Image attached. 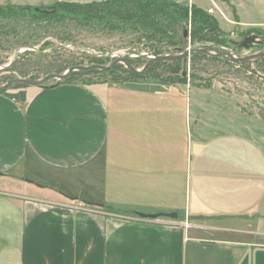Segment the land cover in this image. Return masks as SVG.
<instances>
[{
    "label": "crops",
    "instance_id": "crops-1",
    "mask_svg": "<svg viewBox=\"0 0 264 264\" xmlns=\"http://www.w3.org/2000/svg\"><path fill=\"white\" fill-rule=\"evenodd\" d=\"M231 86L0 93V264H264V161Z\"/></svg>",
    "mask_w": 264,
    "mask_h": 264
},
{
    "label": "rangeland",
    "instance_id": "rangeland-1",
    "mask_svg": "<svg viewBox=\"0 0 264 264\" xmlns=\"http://www.w3.org/2000/svg\"><path fill=\"white\" fill-rule=\"evenodd\" d=\"M112 1L0 0V11L24 8L63 10L64 7L73 8L76 13L83 11L81 7H86L88 13L90 10L89 22L72 13L69 19L62 18L60 21L56 18L50 21L37 19L28 14L0 15V86L15 79L39 80L50 74L63 75L72 67L108 66L119 58L128 61L135 69L142 70L157 56L182 54L190 49H215L231 53L237 58L264 52V0H160L174 6L167 11L166 16L159 17V22L166 26L171 24V28H161L160 32L155 33L135 18L124 20L123 17L109 13L112 9L128 10L131 7L130 0ZM103 6L107 10L101 9ZM179 7L188 8V19L183 20L173 12ZM92 9L99 14V18L93 17ZM194 9L201 10L214 20L213 28L207 29L210 32L216 30V34L209 32L206 37L201 35L206 28L198 29L201 27L193 25ZM210 10L213 12L210 13ZM184 24L188 27L186 40L182 36ZM195 35H198L197 38ZM251 35H257L260 40L253 49H240L234 44ZM216 57L208 54L204 57L191 55L188 57L186 77L183 76V60H178L175 63H156L157 68L144 81L131 75L134 73L123 63L117 64V71L111 74L102 73V70L92 74L76 71L72 80L78 84L91 85L111 82L112 77L120 76L116 80L131 84L157 82L169 77L176 81L187 80L199 84L221 83L229 90L231 82L238 84L240 111L254 116L253 119L239 118L240 136L249 135L250 143H253L256 151L262 153L264 161V59L234 63ZM59 82L62 81L51 80L46 85ZM28 88L30 86L15 85L6 91L19 93L23 97ZM64 187L71 192L82 186L76 184Z\"/></svg>",
    "mask_w": 264,
    "mask_h": 264
},
{
    "label": "trees",
    "instance_id": "trees-1",
    "mask_svg": "<svg viewBox=\"0 0 264 264\" xmlns=\"http://www.w3.org/2000/svg\"><path fill=\"white\" fill-rule=\"evenodd\" d=\"M118 0H114L112 2H115ZM120 1H125V0H120ZM131 1V7H129L128 10L126 11H122V10H109V13L113 14V15H118L119 17H123L124 20H131V19H137L138 23H141L142 25L146 26L147 28L152 29V32H157V31H161V28H171V24L169 26L164 25L163 23L159 22V17H162L163 15L166 16L168 13L167 11L171 8H173L174 6L172 4H170L169 2H159L160 0H130ZM83 8V11H79L76 13V10L73 8H68V7H64L63 10H57L58 8H53L50 10L47 9H40V8H35L34 10H30L29 8H24V9H15L13 11H0V15H30L33 16L37 19H44V20H49L56 18L58 21H60L62 18H70V13L78 15L81 17L82 20L89 22L90 21V10L89 13L86 10V7H81V9ZM104 11L107 10L106 6H103ZM100 9V11H101ZM74 10V11H73ZM173 12L177 13V15H179L183 20L188 19V15H189V10L188 8L185 7H179V8H175L173 10ZM91 13L93 15L94 18H99V14L96 13V11L94 9L91 10ZM192 14H193V25L195 27L199 26L201 28L198 29H203L204 32L201 33V35H203L204 37L208 36L210 30L207 29L208 27H212V23H214V20L212 18H210V16H207L206 14H204L201 10L198 9H194L192 10ZM24 15V16H25ZM168 18V17H167ZM172 22H174V20H172ZM171 22V23H172ZM203 27V28H202ZM183 29V39L186 40L187 38L185 37V32L188 31V27L186 24H184L182 26ZM216 30H211L210 33H215L216 34ZM198 35H195L194 37L197 38ZM218 36V35H217ZM210 37V36H209ZM203 38V37H201ZM230 42H232L231 40H229ZM219 42V41H218ZM157 54H162L160 52H157ZM194 57H204L207 56V54H203V53H195L193 54ZM215 59H221V57H216ZM178 62V61H175ZM172 62V63H175ZM166 65V64H164ZM119 66H115L113 69L109 70V71H102V73H113L116 72ZM157 68V65L150 67L147 72H145L144 74L141 75H135V74H131L135 77H137L138 79L144 81L145 79L148 80V78L150 77V75L153 73V71H155V69ZM99 72V70H89V71H83V74H92V73H97ZM127 72V71H126ZM75 73V72H74ZM74 73L65 81L59 82V84L61 83H75L72 80V76L74 75ZM130 74V73H128ZM116 79H120V76H116V77H112V81L114 83H124L121 80H116ZM139 81V80H138ZM156 81V80H154ZM147 82V81H146ZM149 82V81H148ZM157 82H162V83H177V82H187V80H180V81H176V80H172L169 77H166L164 80H160ZM103 83H106V81H104ZM133 83H137V82H133ZM139 83V82H138ZM87 85H90V83H87ZM92 85V84H91ZM0 93H9V91H3ZM15 97L18 98H24L25 95H23V97L21 96V94L16 93V94H11Z\"/></svg>",
    "mask_w": 264,
    "mask_h": 264
},
{
    "label": "water",
    "instance_id": "water-1",
    "mask_svg": "<svg viewBox=\"0 0 264 264\" xmlns=\"http://www.w3.org/2000/svg\"><path fill=\"white\" fill-rule=\"evenodd\" d=\"M185 37H188V31L185 32ZM260 42L259 38L257 35H251L246 37L244 40L239 42L238 44L234 42V44L238 45L240 49H245V50H250L253 49L258 45ZM195 53H203V54H208V55H213V56H218L224 59H227L231 62L234 63H248V62H256L259 60L264 59V52L249 55V56H244L237 58L231 53H227L224 51H216L215 49H197L193 50L190 49L187 52H184L182 54H177V55H167V56H157L151 61H149L146 66L142 70H137L135 69L128 61H126L123 58L115 59L110 65L108 66H102V65H93L90 67H84V66H78V67H72L70 68L65 74L59 75V74H50L45 76L42 79L39 80H31V79H15L11 82L6 83L3 86H0V92H3L15 85H26V86H35V87H45L46 83H48L51 80H59V81H65L67 80L74 72L76 71H89V70H102V71H109L113 69L117 64L123 63L127 69L136 74V75H141L147 72V70L154 66L156 63L160 62H175L178 60H183V76H187V64H188V57ZM85 203V202H84ZM140 218L143 219H151V220H156L162 217L165 218H178V214L176 213H160V214H155V215H147L144 213H136Z\"/></svg>",
    "mask_w": 264,
    "mask_h": 264
},
{
    "label": "built area",
    "instance_id": "built-area-1",
    "mask_svg": "<svg viewBox=\"0 0 264 264\" xmlns=\"http://www.w3.org/2000/svg\"><path fill=\"white\" fill-rule=\"evenodd\" d=\"M213 11L212 10H210V13H212Z\"/></svg>",
    "mask_w": 264,
    "mask_h": 264
},
{
    "label": "flooded vegetation",
    "instance_id": "flooded-vegetation-1",
    "mask_svg": "<svg viewBox=\"0 0 264 264\" xmlns=\"http://www.w3.org/2000/svg\"><path fill=\"white\" fill-rule=\"evenodd\" d=\"M236 46H238V45L236 44Z\"/></svg>",
    "mask_w": 264,
    "mask_h": 264
}]
</instances>
